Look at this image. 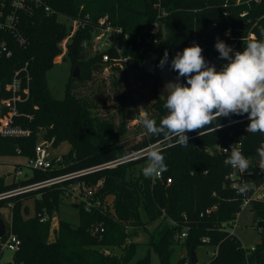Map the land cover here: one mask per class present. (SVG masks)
<instances>
[{"label":"trees","instance_id":"trees-1","mask_svg":"<svg viewBox=\"0 0 264 264\" xmlns=\"http://www.w3.org/2000/svg\"><path fill=\"white\" fill-rule=\"evenodd\" d=\"M45 1L54 12L46 14L38 10L34 18H28L24 28L29 43L25 48H15L10 58L0 62V116L7 111L1 100L8 96L3 85L11 79L12 70L29 60L33 75L29 97L19 104V110L31 117L22 115L15 120L31 133L0 135V156L21 155L27 160L34 155L35 145L42 139L52 140L54 146L68 141L70 149L62 154V161L52 170L33 168L30 176L13 178L11 182L0 177V193L52 176L121 161L72 180L1 199L0 216L3 207H10L11 229L21 239L20 248L13 252L14 262L7 264H130L136 254V243L133 240L126 243L130 228L145 230L153 223L156 226L149 232L148 254L133 264H192L191 247L197 251L206 245L217 246V253L209 261L198 264H264V237L254 250L245 249L237 236L228 233L226 225L223 228L240 211L243 196L227 178L231 168L224 164L225 155L209 154L204 150L205 145L218 141L225 144L233 133L242 142L243 153L253 160V168L244 176V182L258 185L264 182V170L256 149L264 143V135L247 133L246 115L221 118V128L206 132L202 137L189 138L186 146L162 145L167 171L163 179L152 181L141 172L145 162L142 155L135 158L132 154L161 138L147 133L134 141L128 135V121L133 114L126 90L130 73L136 70L145 83L155 82V97L147 114L159 122L166 114L157 91L158 64L165 50L170 65L173 50L196 42L203 48L205 59L219 69L226 61L219 59L214 47L217 38L231 46L233 39L225 34L227 29L232 30L234 37L245 38L249 32L259 36L260 29L264 28V0H162L169 14L162 23L164 38L155 45L138 40L145 27L156 20L154 0ZM244 11L247 14L242 16ZM87 15V26L77 30L67 46L72 57V71L76 66L80 74L77 78L71 74L64 96L58 98L49 86L46 73L59 50V41L70 30L67 18L62 16L86 18ZM101 18H107L130 35L128 40L122 33L113 38L122 48V55L129 56L127 61L104 62L100 51L90 54L82 50L85 49L83 43L87 45L91 37L93 24ZM239 42L243 45V40ZM110 53L119 58L113 48ZM147 57L157 66L152 73L144 70L143 60ZM108 70V76L101 78ZM106 88L116 92L118 121L116 115L106 116L100 112ZM139 115L137 111L136 117ZM195 134L190 132L188 136ZM125 155L129 158L124 159ZM168 177L170 183L166 182ZM79 180L90 185L100 183L99 194L105 208L87 209L82 204L65 200L60 186ZM29 199L34 200L31 216L25 202ZM64 204L76 210L77 223L61 213ZM214 204L217 208L207 212ZM251 210L255 220H264V202L254 203ZM54 212L59 216V224L52 232L50 221H40L39 213L52 216ZM96 226L100 231L93 232ZM187 227V236L181 238V232ZM203 237H209V242L203 241ZM3 239L4 236L0 238ZM178 244H182L186 252L176 259L174 253ZM105 248H111L114 254H105ZM151 251L157 255L155 263L151 260ZM2 254L0 247V259Z\"/></svg>","mask_w":264,"mask_h":264},{"label":"clouds","instance_id":"clouds-1","mask_svg":"<svg viewBox=\"0 0 264 264\" xmlns=\"http://www.w3.org/2000/svg\"><path fill=\"white\" fill-rule=\"evenodd\" d=\"M230 35V33H226ZM242 50L217 38L214 45L219 59L226 61L219 69L210 64L203 55V48L196 42L177 52L171 59L170 68L177 73L175 81L165 85L166 99L161 95L166 114L159 122L146 112L139 116V123L148 134L161 138L142 150L145 161L141 172L145 178L160 176L167 171L162 145L186 146L188 133L203 136L206 128L212 131L221 128V118L247 116V133L264 135V28L259 36L250 34L243 40ZM169 55L165 50L158 67L168 64ZM184 78L185 82H181ZM218 122V123H216ZM214 125V126H213ZM224 161L242 178L249 173L251 161L242 151V145L235 143L229 149ZM259 162L264 165V143L256 149ZM128 159V155L123 157ZM250 190L248 182L237 186V192L246 196Z\"/></svg>","mask_w":264,"mask_h":264},{"label":"built area","instance_id":"built-area-1","mask_svg":"<svg viewBox=\"0 0 264 264\" xmlns=\"http://www.w3.org/2000/svg\"><path fill=\"white\" fill-rule=\"evenodd\" d=\"M240 1L241 0H237V2ZM153 6L157 12L156 20L146 26L142 34L138 37V40H143L144 43L150 45L158 44L164 38L162 23L163 20L169 14L168 9L165 8L162 3V0H154ZM38 10L46 14H52L54 12V9L45 0H0V62L3 59L10 58L14 54L15 48H25L27 46L29 41L25 33V22L28 20V18H34V15ZM246 14L247 11H244L242 13V16H245ZM62 17L67 18L68 27L70 30L69 33L59 41V45L68 46L69 41L76 33V31L79 29H83L87 26L89 15H87L86 18L66 16ZM231 32V29H227L225 34L230 33V35L228 36H231V38L233 39V43L231 46L234 50H242L244 45H242L239 40H245L249 37L250 34H254L253 32H249V34L245 38H241L232 36ZM92 33H94V40L97 42V44H99V49H96L95 52L100 51L102 53V59L104 62L119 61L120 63L129 59V56L122 55V48H120L118 43L113 40L116 35H119L121 33L124 34V39H130V35L128 33H124L122 27L113 25L109 20H107V18H101L98 23L93 24ZM83 45L86 46V43H83ZM112 48L117 52V56L119 58L113 57V55H111L110 50ZM175 53L176 51L173 50L170 55V59L175 56ZM32 78L33 75L31 72V63L29 60H26L20 66L15 67L12 70L11 79L4 83L3 87L8 92V96L4 97L1 100V103L7 106V111L0 116V135L24 136L29 135L31 133L30 130L22 128L20 125L16 124L15 120L22 115H26V117H31L30 114L22 113L19 110V104L25 102L28 99ZM210 131H212L211 128L204 130L205 133ZM195 136L199 135L195 134L193 136H190L189 138H193ZM235 143H240L242 145L243 151L242 142L237 140L233 133L229 134V138L225 144H223L221 141H218L213 145H205L204 150L209 154H224L227 158L229 153H225L224 149H229L230 151L231 145ZM51 145L52 140L42 139L40 142H38L35 145L34 155L27 159L26 165L30 167V169L38 168L44 171L52 170L57 164L62 161V155L52 157L49 153V147ZM142 150L135 152L134 154H132V156L135 158L141 156ZM18 152L20 151L18 150ZM246 157H248L251 161V166L249 169L250 173L251 169L253 168V160L249 156ZM120 161L121 160H115L89 168L77 170L74 172L52 176L39 182L20 186L18 188L0 193V200L7 197L15 196L16 194L22 192L52 186L55 184L62 183L64 181H68L69 179L72 180V178L89 174L105 167H113L120 163ZM260 166L264 170V165ZM22 174V169L16 168L15 176H19ZM246 174H244V176ZM244 176L242 178L235 170L231 168L230 173L227 175V178L230 180L231 186L237 188L240 182H244ZM163 177L164 174L162 173L160 176L152 177L151 179L152 181H157L163 179ZM166 182L170 183L171 178L168 177ZM248 183L250 185V190L248 191L246 196L242 197L240 211L237 212L236 217L234 219L230 220L229 222H226L223 225L224 229L226 225V230L231 235H235V219L237 218L238 214L246 207L252 208L253 204L256 202H264V182L258 185L251 181ZM60 187L63 197L69 203L82 204L87 209H92L101 206L105 208L106 206L105 204H103L101 195L99 194L100 183L90 185L87 184L84 180H79L76 182H69L68 184H63ZM216 208L217 205L214 204L211 208L207 209V212H209L210 210H215ZM39 217L40 221H50L52 232L58 227L59 216L56 212H54L52 216H49L48 214L44 213H39ZM230 226H232L233 228L231 231L229 230ZM257 227L258 230L261 231L262 237H264V228H260L258 225ZM98 231H100L99 226H96L93 232ZM187 233L188 227L181 232L180 237H186ZM3 236L4 239L0 240V247L2 249V252L5 248L13 252L20 248L21 239L12 231L11 224L9 227H6ZM202 240L205 242H209L210 239L209 237H203ZM130 241L131 238L127 236L126 243H129ZM240 244L241 247L245 249L250 248L251 250H254L256 245L255 244L253 246L248 247L244 245L241 241ZM217 249V246L212 249L210 257L214 256L217 253ZM103 252L109 255L114 254V250H112L111 248H105L103 249Z\"/></svg>","mask_w":264,"mask_h":264},{"label":"rangeland","instance_id":"rangeland-1","mask_svg":"<svg viewBox=\"0 0 264 264\" xmlns=\"http://www.w3.org/2000/svg\"><path fill=\"white\" fill-rule=\"evenodd\" d=\"M233 0H231L232 2ZM237 2V0H234ZM233 1V2H234ZM85 49H82L89 52L90 54L94 53L96 49H99V44L94 40V33L91 34V37L88 40V44ZM87 48V49H86ZM185 47H182L177 52H181ZM58 52L55 54L53 58L52 65L48 69L46 73V78L48 80L49 86L53 91L54 95L58 98H62L65 94L66 84L72 74V57L69 54L67 46H59ZM175 53V54H176ZM174 54V55H175ZM76 67V66H75ZM108 71H105L101 74V78L103 76H108ZM80 74V72H79ZM107 80V79H105ZM149 81V80H147ZM146 80L139 76V72L133 71L129 76V86L127 87V91L129 92V99L131 103V112L133 116H131L128 121L129 131L128 135L134 138V141L140 140L144 137L147 132L143 128V126L139 123V116L136 117V112L139 111L147 113V108L154 100L153 95V84L155 82L149 81L145 83ZM153 87V88H152ZM95 94V93H94ZM103 101L100 108V112L102 111L106 116L110 114L116 115L117 121L119 120V112L116 106V92L111 88H106L105 92L103 91ZM109 96V97H108ZM105 98V99H104ZM40 142V141H39ZM70 149V144L68 141H62L57 145H51L49 147V153L52 157L57 155H62L66 153ZM21 164L20 165H18ZM17 164V166H16ZM27 160L21 155H3L0 156V177H4L7 182H11L13 178L16 180L24 179L26 175L30 176L32 171L30 167L27 165ZM16 168H20L23 171L22 175L15 176ZM26 204L30 208V216L34 214V200L29 199L25 201ZM61 213L70 218L74 219L77 223L78 221V213L74 210L71 205L64 204L61 206ZM145 216V215H144ZM6 227H9L11 224V209L10 207H3L2 214L0 216ZM236 226L234 228V234L238 237V239L246 246L250 247L255 245L256 243L262 240V234L258 230L257 220L253 215V211L251 208H244L235 219ZM156 223L148 225L147 229L143 230L142 227L130 228L129 237L136 243V254L130 264H133L138 258L145 257L148 254V242H149V232H151ZM137 233H134L133 230ZM232 226L229 227L231 231ZM214 247L210 245L201 246L197 249V255L200 262H207L210 259V253ZM184 252H186V248L182 244H178L175 246L174 257L177 259ZM151 260L155 263L157 261V255L151 251ZM7 262H14L13 259V251L5 248L3 250L2 257L0 259V264H7Z\"/></svg>","mask_w":264,"mask_h":264},{"label":"water","instance_id":"water-1","mask_svg":"<svg viewBox=\"0 0 264 264\" xmlns=\"http://www.w3.org/2000/svg\"><path fill=\"white\" fill-rule=\"evenodd\" d=\"M143 66H144V70L147 73H152L155 71L156 69V64L152 61L151 57H147L143 60ZM159 73V83L157 86V91L159 94V97H161V95H163L166 99L167 96V92L165 90V85L169 82V81H175L176 77H177V73L172 71L170 68L169 64H166L163 68L158 67ZM72 75L73 77H78L79 76V68L75 67L74 70L72 71ZM181 82H184V78H181ZM76 207H78L77 205H75ZM257 225L260 228H264V220H259L257 222ZM6 230V226L5 223L3 221V219L0 217V237H2L5 233ZM190 260L192 264H198V258H197V253L194 249V247H191L190 249Z\"/></svg>","mask_w":264,"mask_h":264},{"label":"crops","instance_id":"crops-1","mask_svg":"<svg viewBox=\"0 0 264 264\" xmlns=\"http://www.w3.org/2000/svg\"><path fill=\"white\" fill-rule=\"evenodd\" d=\"M197 253V252H196ZM197 258H198V255H197ZM198 263H199V259H198Z\"/></svg>","mask_w":264,"mask_h":264}]
</instances>
